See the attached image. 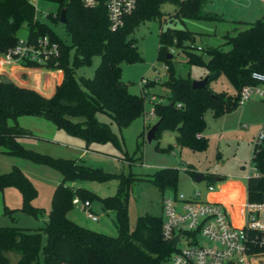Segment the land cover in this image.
<instances>
[{"label":"trees","instance_id":"obj_1","mask_svg":"<svg viewBox=\"0 0 264 264\" xmlns=\"http://www.w3.org/2000/svg\"><path fill=\"white\" fill-rule=\"evenodd\" d=\"M56 4L54 13H46L45 19L58 23L59 12L64 9L65 23L61 24L68 42L63 41L51 26L34 16V9L27 0H0V54L13 46L16 32L25 26L30 41L46 36L56 44L58 55L47 63L21 61L25 68L59 69L61 78L49 96L32 88L17 86L13 82H0V147L6 154L17 155L43 163L60 174L54 187L46 221L42 227L30 230L15 225L0 226V263L12 264H162L172 251L160 234V216L143 214L128 225V194L131 184L145 180L159 194L175 192L177 169L159 168L149 177L141 178L132 172H108L90 167L81 160L53 157L23 148L17 138L30 136V132L16 123L19 116L40 117L56 129L81 139L85 146L91 143H110L122 152L121 137L112 131L113 123L118 131L126 127L143 111V96L132 95L120 80V64L139 58L129 34L141 22L156 20V59L166 66L162 85L167 90L166 102H155L153 114L158 120L154 139L161 129L174 132V143L191 150H203L205 138L203 116L210 110L212 116L232 110L237 104L239 89L252 83L250 73L264 72V22L261 19L248 23L231 36H224L229 45L223 50L220 45L202 48L199 52L189 46L194 43V33L186 28L162 27L161 23L191 19H214V14L202 11L204 0H134L131 11L122 17L115 30H109L105 8L101 2L94 7H84L81 0H46ZM163 3L174 5L173 13L161 11ZM169 47L180 50L185 63L203 66L207 81L203 88H192L191 79L174 73L171 58H166ZM202 54L207 56L202 59ZM93 56L98 63L90 77L75 76V69L87 66ZM222 75L232 88L231 93L214 91L209 82ZM148 85V84H147ZM146 87V84L143 87ZM149 86V85H148ZM142 87V88H143ZM179 104V106H176ZM97 114L109 120L101 121ZM10 121V123H8ZM199 135L198 137L196 135ZM168 145L162 151H169ZM155 149L160 148L155 145ZM264 170V169H262ZM192 177L195 172L186 168ZM214 181V175H203ZM115 180L112 195L103 197L83 187L71 188L69 181H93L97 183ZM15 187L20 195L21 213L38 218L43 210L30 201L36 190L22 172L12 167L0 174V191ZM249 201H258L264 196V177L251 178L246 183ZM96 201L101 210L113 211L115 235L96 232L82 227L66 217L72 209V199ZM15 209L4 208L3 212L13 222ZM15 256L13 261L6 255Z\"/></svg>","mask_w":264,"mask_h":264},{"label":"rangeland","instance_id":"obj_2","mask_svg":"<svg viewBox=\"0 0 264 264\" xmlns=\"http://www.w3.org/2000/svg\"><path fill=\"white\" fill-rule=\"evenodd\" d=\"M35 6V17L51 26L56 35L63 41L68 42L62 25L58 22L50 23L45 19L46 13H54L56 4L46 0H37ZM171 3H163L160 7L164 13H173ZM202 11L214 14V19H191L167 21L161 23L162 27L186 28L194 33V45L202 48L220 45L227 50L229 45L225 43L224 36H231L237 30L243 29L248 23L261 19L264 22V3L260 0H204ZM159 24L156 20H148L136 25L129 38L133 40L139 58L130 63L120 64V80L125 84L126 90L132 95L143 96V111L136 116L126 127L117 130L113 123L110 124L112 131L121 137L122 152L114 148L110 143H91L89 148L99 153H88L85 158L90 161V167H98L104 171L118 173L120 171L132 172L135 176L147 178L159 169L172 167L177 169L175 192L191 195L194 189L205 193L206 185L210 183L207 179L194 181L193 177L186 172V168L202 175L212 174L223 177L225 182L221 191L216 196H224L225 202L239 200L242 193L245 174L248 165L251 139L260 121L264 118V102L255 96H251L245 102L239 104L227 112L218 116H212L210 110H206L203 116L204 129L202 135L205 138L203 150H191L185 146L179 147L174 143V132L168 129H161L157 138L150 142L145 141L147 129L156 121V117H149L148 112L153 111L152 105L155 102L167 101V90L162 85L165 80L164 63L156 59L157 33ZM18 38L26 36L25 26L16 32ZM201 48V49H202ZM172 55L171 66L176 75L188 76L191 80L207 76V70L203 66L190 65L185 63L183 53L169 47ZM207 56L202 54L205 61ZM98 63V56H93L87 66L75 69V76L90 77L94 67ZM17 63L4 64L0 66V74L6 76L17 86L33 88L38 93H45L48 90V82L55 81L54 74L58 72L57 84L61 78L59 69L28 68L32 71L19 69ZM25 68V67H24ZM145 80L141 89L140 81ZM149 86H148V85ZM214 91L232 92V88L222 75L209 82ZM101 121L109 120L102 114H97ZM10 123V121H8ZM18 126L28 130L30 136L17 138V142L25 149L44 153L53 157H79L81 150L75 148L81 145L79 138L70 136L62 130L56 129L52 123L40 117L19 116L16 119ZM77 138V139H76ZM76 140V141H70ZM157 145L160 150L155 149ZM170 145L169 151H162ZM112 157H115L114 159ZM12 167L18 168L22 174L31 182L36 190V196L30 201L32 206L43 210L38 218H32L17 210L20 205V195L13 186H8L0 191V226L15 225L30 230L43 226L46 214L50 207L51 194L54 187L60 181V174L50 166L34 162L31 159L6 154L0 147V174L8 172ZM222 181V180H221ZM220 181V182H221ZM81 184L101 196L112 195L115 190L116 181L109 180L102 183L93 181H80ZM68 182H65L66 185ZM231 190L237 192L234 197L229 196ZM161 195L158 190L145 180H137L131 184L128 194V225L131 227L138 215L145 213L161 215ZM92 207L97 212L98 220L91 222L92 227L102 223L108 234L115 235L113 215L102 214L98 202L92 201ZM77 205H74L73 212H78ZM15 209L11 216L14 221L11 223L3 209ZM231 208V215H238ZM81 215V214H80ZM82 216V215H81ZM235 219V218H234ZM105 233V234H107ZM9 260L13 261L15 256L6 254Z\"/></svg>","mask_w":264,"mask_h":264},{"label":"built area","instance_id":"obj_3","mask_svg":"<svg viewBox=\"0 0 264 264\" xmlns=\"http://www.w3.org/2000/svg\"><path fill=\"white\" fill-rule=\"evenodd\" d=\"M27 0L33 9L34 2ZM264 3V0H260ZM101 2L105 8L108 28L115 30L122 23V17L128 14L134 0H81L84 7H94ZM45 16V15H44ZM196 52L198 45H190ZM168 52H172L168 50ZM58 55L55 43L46 36L29 41L27 37L16 38L13 46L0 54V65L21 61L43 65ZM164 70L166 66L163 65ZM252 83L243 85L238 91L237 103L245 102L251 96L264 102V72L250 73ZM145 80H141V89ZM179 106V104H176ZM153 116V111L148 112ZM199 136L198 134L196 135ZM264 118L256 127L251 139L248 165L243 190L239 200L233 197L237 192L228 193L229 202L224 196H216L225 182L223 177L214 175V181L206 185L205 193L194 189L191 195L177 192H164L160 199V234L167 242L177 237L172 251L162 264H264V196L258 201H249L246 196V183L251 178L264 177ZM218 177V178H215ZM222 180V181H221ZM221 181V182H220ZM78 204L85 218L91 222L97 220L87 201L72 199ZM236 207L238 215H231V208ZM235 218V219H234ZM12 264V263H0Z\"/></svg>","mask_w":264,"mask_h":264},{"label":"crops","instance_id":"obj_4","mask_svg":"<svg viewBox=\"0 0 264 264\" xmlns=\"http://www.w3.org/2000/svg\"><path fill=\"white\" fill-rule=\"evenodd\" d=\"M173 10H174V6H173ZM0 66H4V64H2V65H0ZM19 69H22V70H30V71H32V70H36V69H28V68H24V67H22V66H19L18 67ZM54 77H55V81L54 80H50L49 82H48V84H49V87H48V90L47 91H45V93H41L42 95H44V96H49L51 93H52V91H53V88H54V86L57 84V82H56V79H57V77H58V72H56L55 74H54ZM200 79V78H199ZM33 89V88H32ZM261 122V121H260ZM258 126V125H257ZM77 139V138H76ZM70 141H76V140H70ZM80 141H81V145H82V143H83V141L80 139ZM83 145H84V143H83ZM75 148H77V149H79V150H81V153H80V155H78L79 157L77 158V157H67V158H76V159H78V160H81L84 164H86V165H90V161H89V159L88 158H85V156L84 155H86V154H88V153H93V154H95V153H99L97 150H95V149H91V148H89L88 147V145L87 146H82V147H80V146H78L77 145V147L75 146ZM113 159L115 158V157H112ZM82 182H80V181H69L66 185L67 186H69V187H71V188H75V187H83V188H85L82 184H81ZM85 189H87V190H90V189H88V188H85ZM91 192H93V193H95L97 196H99V197H103V196H101V195H98L96 192H94V191H92V190H90ZM92 203L93 202H91L90 203V208H91V210H92V212L96 215V217L98 216L97 215V212H96V210L92 207ZM74 205H77V207H76V209H77V211L78 212H73V208L71 209V210H69L67 213H66V217L68 218V219H70L72 222H74V223H76V224H78V225H80V226H82V227H85V228H87V229H90V230H93V231H96V232H101V233H107V232H109V231H106L105 229H103V228H105V227H103L104 225L102 224V223H99V224H97V227H92L91 225H89L90 224V221L87 219V218H85V216L83 215V213H82V211L80 210V208H79V205L78 204H74ZM74 205H73V207H74ZM35 207V206H34ZM98 207H99V209H100V211L102 212V214H104V215H106V216H109V213H112V215H113V217H114V214H113V211H111V210H101V207H100V203H98ZM82 216H81V215ZM40 218H42V216H40ZM14 219V218H13ZM36 219V218H35ZM97 220H98V218H97ZM96 220V221H97ZM14 221V220H13ZM46 221V220H45ZM45 221L44 220H42V222H44L45 223ZM95 221V222H96ZM42 227V226H41ZM36 228H40V227H36ZM110 233V232H109ZM107 235H110V236H114V235H111V234H108L107 233Z\"/></svg>","mask_w":264,"mask_h":264},{"label":"water","instance_id":"obj_5","mask_svg":"<svg viewBox=\"0 0 264 264\" xmlns=\"http://www.w3.org/2000/svg\"><path fill=\"white\" fill-rule=\"evenodd\" d=\"M58 22L61 24L65 23V18H64V9H61L59 12V18H58ZM166 58H171V54L169 52L166 53ZM207 81V76H204L203 78L200 79H193L190 81V85L192 88H203L205 86V83ZM0 82L1 83H9L10 80L4 76L3 74H0ZM157 124H158V120H156L146 131L145 134V141L146 142H150L153 137H154V133L157 129ZM203 178V175L201 173H195L193 176L194 181H199ZM218 178V177H215ZM177 237H174L173 239L169 240L167 242V245L169 246H173L175 241H176Z\"/></svg>","mask_w":264,"mask_h":264}]
</instances>
